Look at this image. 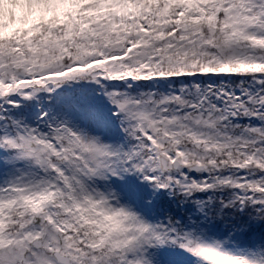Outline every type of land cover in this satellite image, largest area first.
I'll list each match as a JSON object with an SVG mask.
<instances>
[{
	"label": "snow or ice",
	"instance_id": "snow-or-ice-1",
	"mask_svg": "<svg viewBox=\"0 0 264 264\" xmlns=\"http://www.w3.org/2000/svg\"><path fill=\"white\" fill-rule=\"evenodd\" d=\"M0 264H264V0H0Z\"/></svg>",
	"mask_w": 264,
	"mask_h": 264
}]
</instances>
